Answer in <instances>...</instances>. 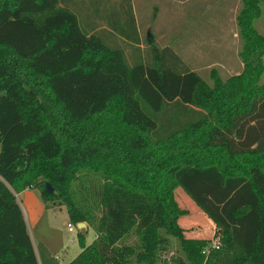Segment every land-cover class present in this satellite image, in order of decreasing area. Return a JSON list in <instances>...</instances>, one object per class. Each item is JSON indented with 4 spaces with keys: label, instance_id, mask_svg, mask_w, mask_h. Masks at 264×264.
<instances>
[{
    "label": "trees",
    "instance_id": "obj_1",
    "mask_svg": "<svg viewBox=\"0 0 264 264\" xmlns=\"http://www.w3.org/2000/svg\"><path fill=\"white\" fill-rule=\"evenodd\" d=\"M121 2L126 24L112 9L106 36L137 43L131 2ZM73 3L0 0V111L12 127L35 123L0 163V264H40L16 199L28 188L95 232L87 245L77 232L69 264H156L170 239L175 264H264V0H240L241 68L208 79L153 40L129 58L81 28ZM2 139L0 129V158ZM177 187L213 223L218 248L186 235Z\"/></svg>",
    "mask_w": 264,
    "mask_h": 264
},
{
    "label": "rangeland",
    "instance_id": "obj_2",
    "mask_svg": "<svg viewBox=\"0 0 264 264\" xmlns=\"http://www.w3.org/2000/svg\"><path fill=\"white\" fill-rule=\"evenodd\" d=\"M72 1L74 3L71 8L77 16L80 27L84 30L94 28L93 30H97L100 37L102 34L103 37L101 38L104 42L113 47L120 45L129 58L131 55L136 56L138 54L144 57L149 53L148 41L153 40L159 47L169 46L184 64L200 73L205 79H208L211 69H216L222 78H225L241 68L237 56L240 44L235 23V15L239 9L240 0H192L184 6L185 11H181L180 15L178 11L172 10H169L168 13L162 10L147 13L143 11L146 9V5L141 6L139 7L140 10L143 8L141 11L132 10L136 16V23H138L139 41L137 43L126 41L112 31H110L112 35L109 38L106 36L108 23H105L107 20L104 17L112 9L115 11L113 21H116L119 27L126 24L122 19L123 12L117 10L119 9L118 3L122 4L121 1L124 0ZM128 13L125 12L124 14L128 15ZM152 17L155 19L152 22L153 25L146 20L147 18L151 20ZM180 23H185L186 27H181ZM255 25L261 32H264V15L255 22ZM118 31H121L120 28ZM110 38L118 45L112 44ZM133 47H139L140 50L134 51ZM6 111L8 112L9 109ZM9 115L13 119L10 112ZM34 126L35 123L31 120L29 123H25V126L12 127L4 122L3 114L0 111V129L3 131L1 164L19 152L21 149L18 146L19 137L24 133H29ZM46 141V137L39 142L35 141V146L37 148L45 146ZM174 194L178 205L187 210V213L178 221L186 229V235L218 241L217 238L213 239L215 229L208 218L193 204L185 192L177 187ZM18 201L21 205L22 195L18 196ZM52 211L51 227L34 228L31 223H28L27 228L34 243L37 244L39 233L42 234L41 237L50 242L52 253L59 259L60 263L68 264L80 252L77 240L78 230L74 224H71L74 231H68L67 224L70 222L64 206H56ZM83 235L86 245L95 239V232L91 227H88ZM177 249L176 241L170 239L169 248L160 255L156 264H175V259L179 254Z\"/></svg>",
    "mask_w": 264,
    "mask_h": 264
},
{
    "label": "crops",
    "instance_id": "obj_3",
    "mask_svg": "<svg viewBox=\"0 0 264 264\" xmlns=\"http://www.w3.org/2000/svg\"><path fill=\"white\" fill-rule=\"evenodd\" d=\"M191 1L192 0H132L131 5H132V10L133 11L135 10L137 12H138V10H140L139 7H141V6L143 7L146 5V9H143V8L142 9H143V11H146L147 13L151 12V11H161V10L168 13L169 10H172V11H176V12L178 11V14L180 15L181 11H185L184 6L186 4H189ZM194 6L196 8V3L194 4ZM141 15H143V14H141ZM134 18L136 21V16ZM149 18H147L146 20L148 21V23H151L153 25L152 22H154L155 19L152 17V19L149 20ZM178 19H180V18H178ZM136 24H138V23H136ZM179 25L181 27H183V26H185V23H180ZM19 195H22V204L21 205L18 201ZM16 199H17V201L20 205V208L23 212L26 225L28 223H31L34 228L43 227V229H44V227H51V223H50L51 221L50 220L53 217L52 216L53 215L52 209H54V207L46 206L44 204V202L40 198V194H39L38 190L30 189V188L25 189L22 192H20L19 194H16ZM44 223H45V226H44ZM210 223L212 224V226L215 229V226L213 225V223L211 221H210ZM87 229H88V226H86V230ZM39 235H40L39 241L37 242V244L40 243L45 247L48 254H45V259H43V260H44L45 264H49V262L53 259V257L56 258V256L52 253V248H51L50 242H48L47 239L42 238L41 237L42 234L39 233ZM37 244L34 243V241H33V245H34L39 263L42 264L40 257L38 255L37 248H36ZM56 260H57L58 264H61L58 258H56ZM68 264H69V262H68Z\"/></svg>",
    "mask_w": 264,
    "mask_h": 264
},
{
    "label": "water",
    "instance_id": "obj_4",
    "mask_svg": "<svg viewBox=\"0 0 264 264\" xmlns=\"http://www.w3.org/2000/svg\"><path fill=\"white\" fill-rule=\"evenodd\" d=\"M44 191L46 193H51L53 191V187L50 185V183L46 182L44 183ZM86 224L85 223H78L76 224V228L78 231H86Z\"/></svg>",
    "mask_w": 264,
    "mask_h": 264
},
{
    "label": "built area",
    "instance_id": "obj_5",
    "mask_svg": "<svg viewBox=\"0 0 264 264\" xmlns=\"http://www.w3.org/2000/svg\"><path fill=\"white\" fill-rule=\"evenodd\" d=\"M67 228H68V231H70V232L74 231L73 226L71 224H69V223L67 224ZM212 246H214L215 248H218V241H213ZM203 253L207 254L208 250L207 249L203 250Z\"/></svg>",
    "mask_w": 264,
    "mask_h": 264
}]
</instances>
